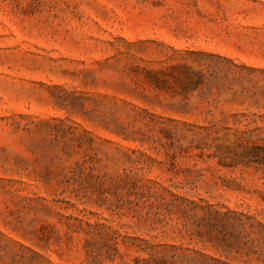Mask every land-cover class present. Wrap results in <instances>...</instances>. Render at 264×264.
I'll use <instances>...</instances> for the list:
<instances>
[{
    "label": "rangeland",
    "instance_id": "374dc122",
    "mask_svg": "<svg viewBox=\"0 0 264 264\" xmlns=\"http://www.w3.org/2000/svg\"><path fill=\"white\" fill-rule=\"evenodd\" d=\"M0 264H264V0H0Z\"/></svg>",
    "mask_w": 264,
    "mask_h": 264
},
{
    "label": "trees",
    "instance_id": "16d2710c",
    "mask_svg": "<svg viewBox=\"0 0 264 264\" xmlns=\"http://www.w3.org/2000/svg\"><path fill=\"white\" fill-rule=\"evenodd\" d=\"M190 53H200L201 55H205V56L209 55V54H207V53L193 52V51H190ZM242 67H245V66H242ZM245 68H247V67H245Z\"/></svg>",
    "mask_w": 264,
    "mask_h": 264
}]
</instances>
